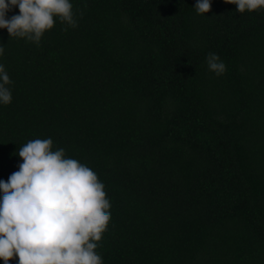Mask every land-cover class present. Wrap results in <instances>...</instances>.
Segmentation results:
<instances>
[{"label": "trees", "instance_id": "16d2710c", "mask_svg": "<svg viewBox=\"0 0 264 264\" xmlns=\"http://www.w3.org/2000/svg\"><path fill=\"white\" fill-rule=\"evenodd\" d=\"M71 2L77 26L57 18L39 45L0 29V180L51 138L105 185L104 264H264V9Z\"/></svg>", "mask_w": 264, "mask_h": 264}, {"label": "clouds", "instance_id": "9594fccd", "mask_svg": "<svg viewBox=\"0 0 264 264\" xmlns=\"http://www.w3.org/2000/svg\"><path fill=\"white\" fill-rule=\"evenodd\" d=\"M212 0H197V14L211 10ZM236 11L264 9V0H225ZM12 8L18 14L7 18ZM59 19L76 27L71 0H0V29L9 37L39 45ZM4 46L0 45V56ZM209 71L224 74L216 53L206 57ZM12 81L0 64V105L12 102ZM22 159L7 181L0 180V260L17 264H104L96 251L106 232L111 204L94 170L53 150L51 138L30 140L18 149Z\"/></svg>", "mask_w": 264, "mask_h": 264}]
</instances>
